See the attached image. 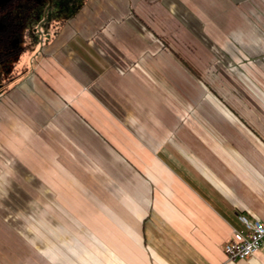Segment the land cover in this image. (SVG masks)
I'll return each mask as SVG.
<instances>
[{"label":"crops","instance_id":"1","mask_svg":"<svg viewBox=\"0 0 264 264\" xmlns=\"http://www.w3.org/2000/svg\"><path fill=\"white\" fill-rule=\"evenodd\" d=\"M17 66L0 264H264V0H87Z\"/></svg>","mask_w":264,"mask_h":264},{"label":"trees","instance_id":"2","mask_svg":"<svg viewBox=\"0 0 264 264\" xmlns=\"http://www.w3.org/2000/svg\"><path fill=\"white\" fill-rule=\"evenodd\" d=\"M86 1L0 0V95L19 75L21 54L56 35Z\"/></svg>","mask_w":264,"mask_h":264},{"label":"built area","instance_id":"3","mask_svg":"<svg viewBox=\"0 0 264 264\" xmlns=\"http://www.w3.org/2000/svg\"><path fill=\"white\" fill-rule=\"evenodd\" d=\"M243 228L234 230L231 238L224 244V254L228 260H244L253 256L264 243V222L237 215Z\"/></svg>","mask_w":264,"mask_h":264},{"label":"rangeland","instance_id":"4","mask_svg":"<svg viewBox=\"0 0 264 264\" xmlns=\"http://www.w3.org/2000/svg\"><path fill=\"white\" fill-rule=\"evenodd\" d=\"M25 53H26V51H25L24 53L21 54L20 59L24 56ZM20 59H19V61H20ZM19 61H18V62H19ZM18 62H17V63H18Z\"/></svg>","mask_w":264,"mask_h":264}]
</instances>
